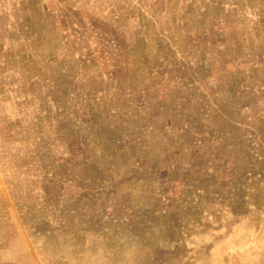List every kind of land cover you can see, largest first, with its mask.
<instances>
[{"label":"rangeland","instance_id":"obj_1","mask_svg":"<svg viewBox=\"0 0 264 264\" xmlns=\"http://www.w3.org/2000/svg\"><path fill=\"white\" fill-rule=\"evenodd\" d=\"M0 264H264V0H0Z\"/></svg>","mask_w":264,"mask_h":264}]
</instances>
